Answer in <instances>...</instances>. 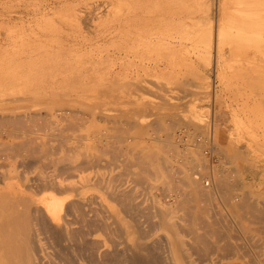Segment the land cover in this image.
<instances>
[{
	"label": "rangeland",
	"instance_id": "obj_1",
	"mask_svg": "<svg viewBox=\"0 0 264 264\" xmlns=\"http://www.w3.org/2000/svg\"><path fill=\"white\" fill-rule=\"evenodd\" d=\"M0 235L9 264H264V0H0Z\"/></svg>",
	"mask_w": 264,
	"mask_h": 264
},
{
	"label": "bare ground",
	"instance_id": "obj_2",
	"mask_svg": "<svg viewBox=\"0 0 264 264\" xmlns=\"http://www.w3.org/2000/svg\"><path fill=\"white\" fill-rule=\"evenodd\" d=\"M142 20H143V22H144V26H146L147 28H152V27H156V24H154L153 23V18L151 19V18H149V17H147V18H142V19H140L139 21L140 22H142ZM139 22V23H140ZM160 22V21H159ZM153 23V25H151ZM48 210L50 211V212H55V210L57 209V204L56 203H54V201H52L51 203H48ZM5 237H2L1 235H0V264H9V261H10V258L11 257H7V256H5V254H6V252L4 253L2 250H3V247H4V245H5V243H4V239ZM10 251V250H9Z\"/></svg>",
	"mask_w": 264,
	"mask_h": 264
},
{
	"label": "built area",
	"instance_id": "obj_3",
	"mask_svg": "<svg viewBox=\"0 0 264 264\" xmlns=\"http://www.w3.org/2000/svg\"><path fill=\"white\" fill-rule=\"evenodd\" d=\"M207 183H209V180H207Z\"/></svg>",
	"mask_w": 264,
	"mask_h": 264
}]
</instances>
